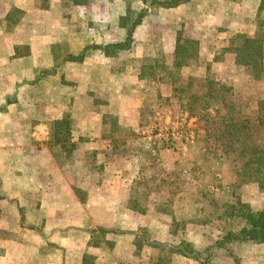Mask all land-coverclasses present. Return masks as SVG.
<instances>
[{
    "label": "crops",
    "instance_id": "1",
    "mask_svg": "<svg viewBox=\"0 0 264 264\" xmlns=\"http://www.w3.org/2000/svg\"><path fill=\"white\" fill-rule=\"evenodd\" d=\"M161 1L0 0V264H82L84 256L134 264L137 252L154 254L153 244L171 248L183 232L173 223L181 221L191 224L189 242L200 243L192 230L203 207L197 186L173 194L152 180L158 189L146 191L144 154L105 129L109 115L121 127L137 126L141 101L135 117L118 110L139 85L131 67L119 71L103 49L124 41L127 20L144 11L131 34L135 50L144 56L146 35L157 32L161 52L173 59L186 29L201 56L213 28L252 36L262 0ZM65 116L71 127L63 137L52 128ZM175 156L161 172L179 170ZM167 203L171 209L160 208Z\"/></svg>",
    "mask_w": 264,
    "mask_h": 264
},
{
    "label": "rangeland",
    "instance_id": "2",
    "mask_svg": "<svg viewBox=\"0 0 264 264\" xmlns=\"http://www.w3.org/2000/svg\"><path fill=\"white\" fill-rule=\"evenodd\" d=\"M78 1L67 0V3L74 5ZM166 1L172 3L176 0ZM42 5L46 6L47 0H43ZM74 24L77 26V23ZM234 34L219 36L217 29L213 28L208 34L209 39H204L205 53L191 58L185 67L173 66L170 55L161 52L163 43L157 32L154 37L146 35L144 56L142 51L135 50V38L131 35L130 47L124 51H113L112 56L116 58L115 67L119 71L126 66L131 67L134 83L139 85L135 93L127 95L128 103L122 100L123 107L127 108L118 110L128 117H135V107L141 101L139 123L136 129L121 127L112 122L109 115L106 117L109 124L105 129L128 136L132 149L144 154L150 166L148 173L142 175L144 181L149 183L146 191L151 194L155 192L158 188L151 184L156 181L160 188L165 186L167 190L174 191L173 194L178 188L184 192L189 190L190 185H195L197 193L205 195L203 210L196 225H192V230L198 232L193 236L200 241L197 245L190 242L195 249L203 252L210 247L215 264H264V242H231L220 249L215 246L225 231L235 229L239 224L237 219L230 221L225 217L227 213L221 204L238 196L254 210L264 208V191L259 189L256 182H242L241 177H237L241 163L232 158V153L227 156L224 151L225 143L231 138L229 136L236 132L229 126L231 116L253 120L259 115L264 119V39L263 67L257 76L250 67L235 62V55L228 49ZM182 35L183 39L190 38L186 29H182ZM127 51L134 56H126ZM137 53L140 56H136ZM162 85L172 88L169 95L161 94L159 89ZM171 152L176 153L180 168L175 172H161L159 167L164 168L163 165L169 163ZM173 183L174 188L171 187ZM141 191L146 193L145 189ZM137 206L143 205L138 203ZM160 206L163 210L171 209L170 203ZM173 227L183 231L181 236L175 237V243L180 240L189 242L191 224L174 222ZM161 245L153 246L155 252L148 254L149 258H142L137 252L134 264H184L173 258L176 253H172L170 248ZM183 260L186 264H199L193 258ZM90 261L95 264L93 260Z\"/></svg>",
    "mask_w": 264,
    "mask_h": 264
},
{
    "label": "trees",
    "instance_id": "3",
    "mask_svg": "<svg viewBox=\"0 0 264 264\" xmlns=\"http://www.w3.org/2000/svg\"><path fill=\"white\" fill-rule=\"evenodd\" d=\"M184 1L186 0L168 3V1L163 0L159 4L171 7ZM144 15V11L136 12L131 20H127L130 23L125 40L104 46V53L112 54L113 51L128 49L132 42L131 34ZM260 17L259 26H257V30L252 36L243 33L234 34L231 37L228 48L234 53L237 64L250 67L257 76L261 73L263 67L264 0L261 1L259 8ZM121 24L124 23L121 22ZM181 38L179 35L176 39L172 64L175 67L187 66L191 58L197 57V41ZM222 102L224 103L223 100ZM230 118L232 123L229 126L232 130H236V132L233 135L231 134L229 136L231 138L225 143V154L228 156L229 153H232L233 155L231 156H234L232 158L234 160L238 159L241 163L237 177H241L242 182L248 180L256 182L259 189L264 191V119L259 115L252 118L253 120L241 116H231ZM70 127L71 120L65 116L61 120L53 122L52 130L54 133H63V137H65L70 132ZM204 197L205 195H203ZM221 206L226 210L227 214L225 217L229 218L230 221L237 219V223L239 222V224L235 229L224 232L221 240L215 242L216 248H223L226 243L231 242H264V208L254 210L250 204L242 201L238 196H235L227 203H223V205L221 204ZM202 210L203 207L201 208ZM152 246H156V244ZM170 249L172 253L193 258L199 264H215L213 261L214 255H212L210 247H206L201 252L195 249L190 242L180 240L173 244ZM90 259L92 260L90 256H84L82 264H93ZM154 264L160 263L156 262Z\"/></svg>",
    "mask_w": 264,
    "mask_h": 264
}]
</instances>
